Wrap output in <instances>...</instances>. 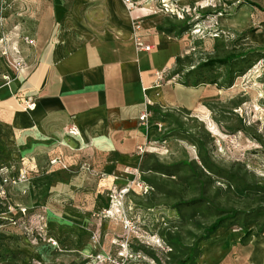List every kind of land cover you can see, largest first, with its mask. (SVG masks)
<instances>
[{
	"label": "rangeland",
	"instance_id": "1",
	"mask_svg": "<svg viewBox=\"0 0 264 264\" xmlns=\"http://www.w3.org/2000/svg\"><path fill=\"white\" fill-rule=\"evenodd\" d=\"M121 3L130 21L144 9L138 19L163 17L184 39L182 58L154 85L173 92L158 88L151 100L146 127L156 136L125 165L66 138L43 146L26 136L13 147L0 136V264H176L192 243L201 256L207 241L198 239L217 205L238 212L227 232L244 233L246 220L255 232L264 227V204L250 193L241 197L215 174L193 177L188 191L182 179L200 173L205 156L215 167H241L264 187V0H137L132 10ZM106 16L100 0H0V80L32 70L51 43L65 53L105 27ZM229 52L249 55L204 66ZM177 84L185 103H174ZM199 198L211 204L178 206Z\"/></svg>",
	"mask_w": 264,
	"mask_h": 264
},
{
	"label": "crops",
	"instance_id": "2",
	"mask_svg": "<svg viewBox=\"0 0 264 264\" xmlns=\"http://www.w3.org/2000/svg\"><path fill=\"white\" fill-rule=\"evenodd\" d=\"M100 6L107 14L105 27L63 54L51 43L32 70L10 83L0 80V136L6 144L15 147L17 141L24 144L26 136L34 135L43 146L50 138H66L86 151L114 153L125 165L136 162L131 153L146 138L156 136L155 126L146 127L140 115L147 107L152 113L155 105L147 100L154 101L158 88L173 93L170 85H154L182 58L184 39L160 30L163 17L145 13L138 19L144 9L134 11L130 21L121 0H100ZM136 22L141 24L137 32ZM135 33L153 49L138 51ZM178 85L174 103H185L184 88ZM32 103L36 107L30 110L27 105ZM73 126L79 135L68 133ZM243 236L219 229L203 246L196 264H264V234L246 242L241 241Z\"/></svg>",
	"mask_w": 264,
	"mask_h": 264
},
{
	"label": "trees",
	"instance_id": "3",
	"mask_svg": "<svg viewBox=\"0 0 264 264\" xmlns=\"http://www.w3.org/2000/svg\"><path fill=\"white\" fill-rule=\"evenodd\" d=\"M264 10V9H262ZM177 28L176 27H161L160 30L163 32L167 33H173ZM187 29H183L180 31V33L185 32ZM249 55V54H248ZM248 55L240 52V53H235V52H229L227 53L224 57H215L207 60L204 66L208 67H215L216 65L220 66H233V64H238L240 63L238 59L242 56L247 57ZM264 56H261L259 59H262ZM235 59H237L235 61ZM242 62V61H241ZM212 84H216V82H211ZM201 164L202 167H200V173L196 174H189L188 171H185L183 179V183L185 184L186 188L184 189L185 191L187 190H193L194 186L196 184V181L192 180L193 177L195 176H206V178L210 181L211 180V174H215L219 178L225 180L230 187L236 186L240 191L241 194L240 196H243V193H250L254 197H256L255 202H260L264 204V187H260L253 182H249L247 177L249 176L248 172L243 170L241 167H238L237 170L235 168H232L231 170H227L221 167H215L205 156L201 157ZM171 167H165L163 165H157L153 167L155 172L158 173H163L166 175H171L168 170ZM194 169V168H193ZM166 170V173H165ZM207 173H206V172ZM205 192H203L204 196ZM206 204H211L210 200L206 198H199V199H192L191 201H187L186 203H181L179 204V208L181 206L187 205L189 208H194L195 206L199 205H206ZM217 210H218V217L217 219L212 222L210 225L204 228V233L203 235L198 239L199 242H206L209 241L210 238L216 234V232L219 229L222 228H229L227 221L229 219H235L236 216L238 215V212L233 214V211H226V209H223L222 206L217 205ZM260 212V211H259ZM250 214V213H249ZM260 214V213H259ZM255 223V221H248L246 220L241 227L244 232V236L242 237L241 241L246 242L250 237L254 235H259L264 233V227H260L256 232L254 231L253 228H249L251 224ZM183 256L180 257V259L177 260L176 264H196V260L200 257V252L198 250V244L197 243H192L191 245H188L184 248L183 251ZM161 264V260L158 261Z\"/></svg>",
	"mask_w": 264,
	"mask_h": 264
},
{
	"label": "built area",
	"instance_id": "4",
	"mask_svg": "<svg viewBox=\"0 0 264 264\" xmlns=\"http://www.w3.org/2000/svg\"><path fill=\"white\" fill-rule=\"evenodd\" d=\"M122 1L129 8V10L136 8L137 0H122ZM140 28H141V24L139 22H136L134 24V30L137 32L140 30ZM135 43H136V48L138 51H151L153 49V46L145 44L144 41L142 40V38L140 36H138V34L135 35ZM162 77L163 76L160 75L159 79H161ZM6 78L9 79V77H6ZM147 103H148V105H152L151 99H148ZM35 107H36L35 103L27 105V108L30 110L35 109ZM150 115H151V111L148 109V107L145 108V110L140 115L141 122H143L145 125H146V123L148 124ZM68 133L71 135H78L79 130L76 126H73L69 129ZM126 263H127V260H124V261H122L121 264H126Z\"/></svg>",
	"mask_w": 264,
	"mask_h": 264
}]
</instances>
